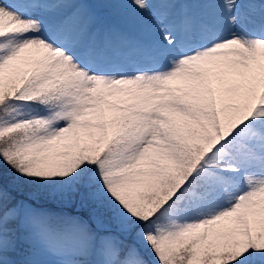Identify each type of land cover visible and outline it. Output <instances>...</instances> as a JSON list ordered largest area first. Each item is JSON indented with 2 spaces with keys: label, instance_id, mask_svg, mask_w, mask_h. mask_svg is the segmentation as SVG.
I'll use <instances>...</instances> for the list:
<instances>
[{
  "label": "snow or ice",
  "instance_id": "obj_1",
  "mask_svg": "<svg viewBox=\"0 0 264 264\" xmlns=\"http://www.w3.org/2000/svg\"><path fill=\"white\" fill-rule=\"evenodd\" d=\"M0 264H264V0H0Z\"/></svg>",
  "mask_w": 264,
  "mask_h": 264
}]
</instances>
